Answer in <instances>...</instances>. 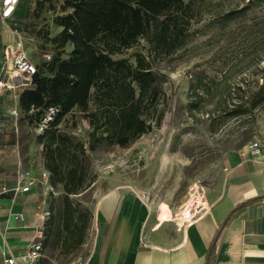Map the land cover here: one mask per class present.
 Returning a JSON list of instances; mask_svg holds the SVG:
<instances>
[{
  "label": "rangeland",
  "instance_id": "rangeland-1",
  "mask_svg": "<svg viewBox=\"0 0 264 264\" xmlns=\"http://www.w3.org/2000/svg\"><path fill=\"white\" fill-rule=\"evenodd\" d=\"M62 1L21 0L14 18L6 26H0V30L11 31L21 40L22 48L40 71L45 68L42 52L57 51L45 39L56 32L54 18L65 13L60 10ZM191 10L194 13L191 38L184 50L178 52L181 57L153 63L154 72L161 76L160 87L165 95L160 126H153L128 147L101 144L86 153L88 174L94 176V181L70 197L92 215L99 195L120 185L124 179L143 189L150 205L174 211L173 207L184 200L191 180L199 179L209 188L220 179L227 151L253 142L262 144L264 149V106L224 124L217 125L216 121L226 98L230 103L241 96L245 100L264 81V0L194 1ZM233 11L236 12L232 14ZM14 42L13 39L9 44ZM146 48L147 43L141 39L138 45L113 57L134 63L133 53L145 54ZM68 51L66 46L61 56L65 57ZM197 75H205L204 81L212 82L211 94L203 93L205 100L199 110L189 111L187 106L192 98L188 85ZM25 82L24 87H28L30 81ZM15 102L14 94H0V134L7 137L8 145H19L22 156L29 146L37 145L36 136L50 118L48 113L41 123L28 122ZM58 127L87 146L91 129L82 112L73 109ZM28 165L36 174L45 170L34 158ZM40 188V192L46 193L51 219L45 228L43 251L36 264H84L92 246L93 218L81 246L64 253L60 246L64 193L59 185L53 188L49 179L41 180Z\"/></svg>",
  "mask_w": 264,
  "mask_h": 264
},
{
  "label": "trees",
  "instance_id": "trees-1",
  "mask_svg": "<svg viewBox=\"0 0 264 264\" xmlns=\"http://www.w3.org/2000/svg\"><path fill=\"white\" fill-rule=\"evenodd\" d=\"M194 1L203 0L62 1L60 10L65 13L53 20L60 30L45 39L57 51L50 61L43 62V71L37 65L30 87L18 95V105L28 122L41 123L49 113L50 119L36 136V143L42 148L50 185L61 186L64 193L60 218L64 253L81 246L93 218L70 197L94 181V176L88 174L87 151L101 144L128 147L153 126H160L165 95L153 63L181 57L178 52L191 38ZM141 39L147 43L146 53L135 51L134 63L113 57L138 45ZM66 46L69 51L63 57ZM205 79V75H197L189 82V111L199 110L205 100L203 93L211 94L212 82ZM239 98L235 103L227 98L221 103L217 125L263 107L264 81L245 100ZM73 109L82 112L91 129L87 146L58 127ZM50 214L45 220L42 244Z\"/></svg>",
  "mask_w": 264,
  "mask_h": 264
},
{
  "label": "crops",
  "instance_id": "crops-1",
  "mask_svg": "<svg viewBox=\"0 0 264 264\" xmlns=\"http://www.w3.org/2000/svg\"><path fill=\"white\" fill-rule=\"evenodd\" d=\"M14 36L0 30L4 44L15 41ZM8 69L0 51V79H9ZM24 88H0V94H14L19 107ZM247 146L225 153L220 179L206 190L209 211L183 230L170 220L174 211L150 205L145 191L124 178L102 192L95 203L92 246L84 264H264V149L261 144V153L251 156ZM41 151L37 144L21 156L19 145H8L0 134V264L25 254L44 228L48 206L40 182L27 192L18 185L20 167L34 171L28 165L33 158L43 167Z\"/></svg>",
  "mask_w": 264,
  "mask_h": 264
},
{
  "label": "built area",
  "instance_id": "built-area-1",
  "mask_svg": "<svg viewBox=\"0 0 264 264\" xmlns=\"http://www.w3.org/2000/svg\"><path fill=\"white\" fill-rule=\"evenodd\" d=\"M21 0H0V26L7 25L12 20ZM0 51H2L3 60L9 65V79H0V88L12 91L17 87L26 84L25 81H31L32 75L37 71V63H34L22 48L21 40L17 39L14 45L4 44L0 38ZM41 58L44 62H48L52 58V54L43 51ZM50 118V117H49ZM248 153L251 156H257L261 153L262 146L260 143L253 142L247 144ZM49 178L46 170L36 174L30 168L20 167L18 171V185L20 191L27 192L37 182ZM207 187L199 179H193L186 188L184 200L176 207L170 220L174 223L176 229L183 230L199 219H201L210 209V204L206 199ZM45 219L49 215V211L43 213ZM18 218L22 219L19 214ZM43 230L40 231L32 240L27 252L15 259L10 257L5 259L7 264H29L35 263L41 256L43 251Z\"/></svg>",
  "mask_w": 264,
  "mask_h": 264
},
{
  "label": "bare ground",
  "instance_id": "bare-ground-1",
  "mask_svg": "<svg viewBox=\"0 0 264 264\" xmlns=\"http://www.w3.org/2000/svg\"><path fill=\"white\" fill-rule=\"evenodd\" d=\"M29 264H33V263L31 262V263H29Z\"/></svg>",
  "mask_w": 264,
  "mask_h": 264
}]
</instances>
